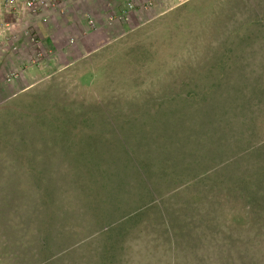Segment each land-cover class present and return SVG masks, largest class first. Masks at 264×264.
<instances>
[{
	"label": "rangeland",
	"instance_id": "rangeland-1",
	"mask_svg": "<svg viewBox=\"0 0 264 264\" xmlns=\"http://www.w3.org/2000/svg\"><path fill=\"white\" fill-rule=\"evenodd\" d=\"M157 1L0 0V264H264V0Z\"/></svg>",
	"mask_w": 264,
	"mask_h": 264
},
{
	"label": "built area",
	"instance_id": "built-area-1",
	"mask_svg": "<svg viewBox=\"0 0 264 264\" xmlns=\"http://www.w3.org/2000/svg\"><path fill=\"white\" fill-rule=\"evenodd\" d=\"M78 0H3V7L8 9L9 12H18V9L21 11H28L32 16L44 18V21H47L46 14L48 12L62 11L64 12L72 5L76 4ZM147 3V5H146ZM152 0L145 2L143 6L144 9H148L151 5ZM142 7V6H141ZM138 10L132 2L127 3L125 8L119 11L118 16L113 17V15L108 16V20L112 21H122L125 22L129 19L130 14L133 11Z\"/></svg>",
	"mask_w": 264,
	"mask_h": 264
},
{
	"label": "crops",
	"instance_id": "crops-1",
	"mask_svg": "<svg viewBox=\"0 0 264 264\" xmlns=\"http://www.w3.org/2000/svg\"><path fill=\"white\" fill-rule=\"evenodd\" d=\"M107 4L105 5L106 15L109 13H113L114 10L121 11L125 8L127 3H133L137 6L138 9H141L140 3L148 0H105ZM153 1V0H152ZM190 0H158L156 4L153 5V11H161V10H176L182 5L188 3ZM131 16V15H130ZM107 19V18H106Z\"/></svg>",
	"mask_w": 264,
	"mask_h": 264
}]
</instances>
